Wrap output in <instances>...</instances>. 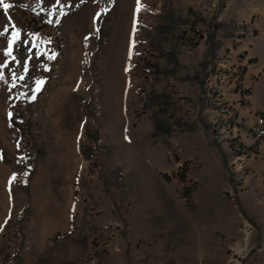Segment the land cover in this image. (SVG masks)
<instances>
[{"label":"rangeland","instance_id":"obj_1","mask_svg":"<svg viewBox=\"0 0 264 264\" xmlns=\"http://www.w3.org/2000/svg\"><path fill=\"white\" fill-rule=\"evenodd\" d=\"M5 3L0 264H264V0ZM220 30L260 39L259 54L247 43L228 61ZM10 71L41 86L35 103L10 106ZM16 127L36 156L27 184L13 179Z\"/></svg>","mask_w":264,"mask_h":264},{"label":"built area","instance_id":"obj_2","mask_svg":"<svg viewBox=\"0 0 264 264\" xmlns=\"http://www.w3.org/2000/svg\"><path fill=\"white\" fill-rule=\"evenodd\" d=\"M199 32L198 29H196ZM200 35L201 32H199ZM50 44L54 49V54H57L58 51L55 49V41L50 39ZM56 50V51H55ZM59 58V54L57 55V59ZM244 78V74L242 79ZM8 79L11 83L12 87V94L14 95L15 99L13 98L10 101V106L12 108H16L17 105L15 102H20V107H24L26 101L30 103H35L39 96L41 95V86H36V84L26 87L21 82L23 81L22 77L15 75L13 71L8 73ZM241 79V80H242ZM264 118L261 119L263 121ZM26 141L24 138V130H17L15 129V141H14V151H13V179L15 182L20 184H27L29 179L34 171V159L35 153L31 152L29 148L26 149ZM253 232V226L250 222H248V229L246 231H241L242 239L246 242L245 245L248 244L249 239L251 238V234ZM2 234L0 235V237ZM243 245V246H245ZM235 249V248H234ZM245 247L242 254H239L238 251L235 249L233 250L235 260H239V258H243L245 256Z\"/></svg>","mask_w":264,"mask_h":264},{"label":"crops","instance_id":"obj_3","mask_svg":"<svg viewBox=\"0 0 264 264\" xmlns=\"http://www.w3.org/2000/svg\"><path fill=\"white\" fill-rule=\"evenodd\" d=\"M258 7H256V6H253V8H252V10H248V11H244V12H240V11H238L237 9L235 10V9H228L227 10V7H226V13L225 12H223V14L225 13V15H223V16H225V17H223V18H225V19H227L226 18V16H229V17H238L240 20H244V21H247V20H249V18L253 15V13L256 11L255 9H257ZM244 21H240V22H244ZM244 23H247V22H244ZM219 29V28H218ZM220 29H221V26H220ZM224 29V28H223ZM219 32H221V34L219 33ZM224 32V31H223ZM241 33H239V32H237V33H233V35L231 36H227L226 38H224V37H222V31L220 30V31H217V33H216V38H220V44H222V46L219 48V50H218V53H222L224 50H228V49H230V59L228 60V61H235V57H236V54H237V52L242 48V47H244L247 43H251L252 45H251V47H249L248 48V54H249V52H251L252 51V53L253 54H255V55H257V54H259V52H258V50L260 49V47H261V43L260 42H262L260 39H257V40H255V38L256 37H254L253 39H251V40H249V41H245V42H243V44H241V45H238L237 46V44L235 43L236 42V40L238 39V38H240V40H241V36L243 37V35H241ZM234 44V46H237V50H234V49H232L231 48V46ZM201 45H198L196 48H193V49H191L192 51V53H193V55H195V56H198V57H200V58H202L203 57V53H204V49H202V47H200ZM194 50V51H193ZM229 55H226V56H229ZM255 55H253V56H255ZM261 56H263L264 57V50L261 52ZM228 63V62H227ZM244 66V65H243ZM260 70H261V67H259V66H255L254 64H252L251 65V67L249 68L248 67V70H246V75H245V80H247V81H249V78L250 77H252V76H254V75H257L259 72H260ZM225 87H227V92H228V94H229V97L228 98H230V99H235L236 97H238L239 99H240V94H241V91H239V90H234L233 89V82H232V79L231 78H228L227 80H226V82H225ZM254 87H257V85H254ZM233 93H232V92ZM229 92H231V93H229ZM252 98H255V94H253L252 95ZM254 104H257V101H255V99H254ZM243 109H241V110H238V114H239V116H244L245 114H246V116H249L250 114H248V113H243L244 112V110L242 111ZM249 120H253V118L251 117V116H249ZM239 135H240V140L242 141V142H245V141H243V139H242V132L241 133H239ZM251 139V138H250ZM262 148L263 149H259V150H257L258 151V156H259V159L260 158H264V145H262ZM253 162H255V160H252L251 161V164L253 163ZM261 171H263L264 172V170L263 169H256L255 168V173H262Z\"/></svg>","mask_w":264,"mask_h":264},{"label":"snow or ice","instance_id":"obj_4","mask_svg":"<svg viewBox=\"0 0 264 264\" xmlns=\"http://www.w3.org/2000/svg\"><path fill=\"white\" fill-rule=\"evenodd\" d=\"M0 6L3 7V9H4V11H5V14H7V10H8L10 7H12L11 4H9V3H5V0H0ZM5 30H7V29H5ZM18 37H19V33H18V32H14V33H13V37H12V39L9 41V49H11L12 44L15 42L16 39H18ZM9 54H10V53H9ZM25 67H27V65H25ZM38 83H42V82H38Z\"/></svg>","mask_w":264,"mask_h":264},{"label":"trees","instance_id":"obj_5","mask_svg":"<svg viewBox=\"0 0 264 264\" xmlns=\"http://www.w3.org/2000/svg\"><path fill=\"white\" fill-rule=\"evenodd\" d=\"M171 59H172V61H173L174 63H176V57H175L174 54L171 55ZM242 150H245V149H242ZM83 154L85 155L86 158L91 159V154H90L89 152H83Z\"/></svg>","mask_w":264,"mask_h":264},{"label":"bare ground","instance_id":"obj_6","mask_svg":"<svg viewBox=\"0 0 264 264\" xmlns=\"http://www.w3.org/2000/svg\"><path fill=\"white\" fill-rule=\"evenodd\" d=\"M247 229H248V224H244V225H243V231H246ZM243 244L245 245L246 243L243 241ZM238 249H239V252H242V251L244 250V249L241 250L240 248H238ZM239 252H238V253H239Z\"/></svg>","mask_w":264,"mask_h":264}]
</instances>
